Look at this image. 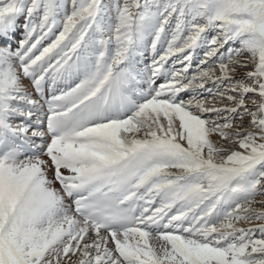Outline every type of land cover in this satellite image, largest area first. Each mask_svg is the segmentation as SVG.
<instances>
[{"label": "snow or ice", "instance_id": "snow-or-ice-1", "mask_svg": "<svg viewBox=\"0 0 264 264\" xmlns=\"http://www.w3.org/2000/svg\"><path fill=\"white\" fill-rule=\"evenodd\" d=\"M0 264H264V0H0Z\"/></svg>", "mask_w": 264, "mask_h": 264}]
</instances>
